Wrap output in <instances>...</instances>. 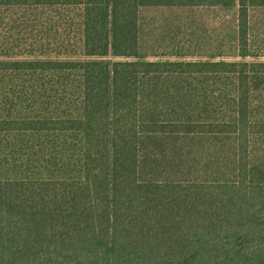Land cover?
Wrapping results in <instances>:
<instances>
[{
	"label": "trees",
	"instance_id": "trees-1",
	"mask_svg": "<svg viewBox=\"0 0 264 264\" xmlns=\"http://www.w3.org/2000/svg\"><path fill=\"white\" fill-rule=\"evenodd\" d=\"M196 8L232 12L218 61L141 54L144 10ZM260 11L264 0H0V264H264V183L249 168L264 124L248 118ZM155 74L232 75L235 121L143 122L141 80ZM151 134L236 135L235 180L140 182Z\"/></svg>",
	"mask_w": 264,
	"mask_h": 264
},
{
	"label": "rangeland",
	"instance_id": "rangeland-1",
	"mask_svg": "<svg viewBox=\"0 0 264 264\" xmlns=\"http://www.w3.org/2000/svg\"><path fill=\"white\" fill-rule=\"evenodd\" d=\"M140 22L141 54L154 61H218L234 30L232 12L206 8L144 10ZM252 26L255 54L262 56L256 62H264V11L255 13ZM235 101L232 75L155 74L141 80L140 118L159 124L233 122ZM248 118L264 124L263 74L250 81ZM139 147L140 182L236 177V135L151 134L141 137ZM249 168L251 181L264 183V134L249 139Z\"/></svg>",
	"mask_w": 264,
	"mask_h": 264
}]
</instances>
